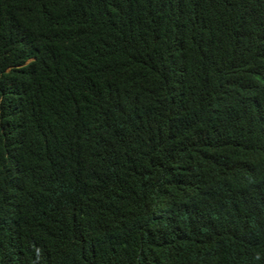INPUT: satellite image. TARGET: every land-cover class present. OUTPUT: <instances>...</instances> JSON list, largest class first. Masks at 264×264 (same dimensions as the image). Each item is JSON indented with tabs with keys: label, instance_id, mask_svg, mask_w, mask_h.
I'll list each match as a JSON object with an SVG mask.
<instances>
[{
	"label": "trees",
	"instance_id": "obj_1",
	"mask_svg": "<svg viewBox=\"0 0 264 264\" xmlns=\"http://www.w3.org/2000/svg\"><path fill=\"white\" fill-rule=\"evenodd\" d=\"M0 264H264V0H0Z\"/></svg>",
	"mask_w": 264,
	"mask_h": 264
}]
</instances>
